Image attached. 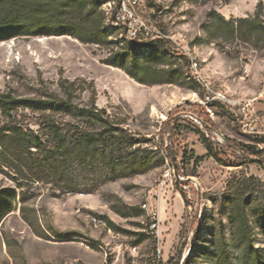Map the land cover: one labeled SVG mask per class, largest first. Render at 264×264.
Wrapping results in <instances>:
<instances>
[{
	"label": "rangeland",
	"instance_id": "obj_1",
	"mask_svg": "<svg viewBox=\"0 0 264 264\" xmlns=\"http://www.w3.org/2000/svg\"><path fill=\"white\" fill-rule=\"evenodd\" d=\"M120 2L117 25V0L100 6L109 38L98 46L52 35L76 34L67 15L56 26L40 16L23 25L22 0H0V17L18 14L16 30L0 31V94L38 99L60 95L61 79L77 82L75 104L88 105L94 90L98 109L147 140L128 148L136 162L101 184L95 169L75 166L71 178L20 173L7 153L0 264H264V137L263 153L250 157L246 146L256 140L242 125L250 115L239 111L253 100L249 113L264 129V0ZM254 18L258 30L247 22ZM158 39L165 49L148 48ZM129 49L176 84L142 85L102 64ZM45 116L74 122L18 109L12 124L40 135ZM12 121L0 112L1 127Z\"/></svg>",
	"mask_w": 264,
	"mask_h": 264
},
{
	"label": "trees",
	"instance_id": "obj_2",
	"mask_svg": "<svg viewBox=\"0 0 264 264\" xmlns=\"http://www.w3.org/2000/svg\"><path fill=\"white\" fill-rule=\"evenodd\" d=\"M108 2L110 0L99 2L22 0L25 7L23 10L28 13L27 19H20L17 23L29 25L36 21V19L32 20L34 17L40 16L44 21H50L56 26L59 24L56 20L67 15L70 18L69 28L76 31V34L55 32L56 34L52 35H67L80 43L100 46L108 43L109 35L104 31L105 17L99 8ZM120 9L121 2L117 0L110 22H116V13ZM14 11L9 16L0 17V31L9 32L17 29L18 26L13 19L16 20L18 14ZM247 22L253 26L254 30L260 28L256 18ZM150 45L148 48L151 49L166 48V42L162 39L154 40ZM147 59L148 56H138L129 49L104 60L102 64L122 70L142 85L176 84L171 80L169 72H157L146 68ZM184 60L188 62L186 58ZM143 77H149V80ZM79 83L86 82L80 81ZM58 87L60 95L53 93L48 97L38 99H17L9 94H0V112L9 121L13 120L12 113L18 109H30L42 114H58L74 120L73 123H58L45 116L40 124L43 131L40 135L30 129L23 130L13 125V121L0 126V162L8 161L7 153H12L15 162L19 165L16 169L20 173H22L21 169L24 172L26 169L27 173L37 178L44 174H52L55 178L60 176V179L65 175L71 178L70 174L74 166L84 171L95 169V175L99 178L96 179L98 181L96 183L99 184L116 178L114 173L120 166L127 163L130 167L131 163L136 162V158L132 157L134 153H129L127 150L134 143H146L147 140L133 138L123 124L107 114L106 110L98 109L95 105L94 90L90 103L86 106H79L73 102L75 91H83L77 82L71 83L61 79ZM202 144L208 155L216 156L207 139H203ZM246 152L254 156L261 154L253 147H246ZM59 161L62 162L61 165ZM245 225L243 224L241 229H245Z\"/></svg>",
	"mask_w": 264,
	"mask_h": 264
},
{
	"label": "built area",
	"instance_id": "obj_3",
	"mask_svg": "<svg viewBox=\"0 0 264 264\" xmlns=\"http://www.w3.org/2000/svg\"><path fill=\"white\" fill-rule=\"evenodd\" d=\"M115 24L117 25V23H115ZM195 66L196 65L194 64V67ZM252 103H253V100L252 101H247L243 105L239 104V111H240L241 115H243V117L244 116L247 117V116L250 115L247 119L245 118L246 122L242 124L243 128L246 129L245 132H247L249 135H252V137L256 140L254 143L251 144L252 146H246V147H253L257 152L259 151L262 154L263 151L260 149V144L259 143H260L261 138L264 137V129L263 130H259L257 128V125H256V121L257 120L254 118L255 114H253V113L250 114L249 113ZM195 122L201 125L200 119L195 118ZM214 136L216 137L217 140H219V141H221V142H223L225 144L223 136L219 135L218 133H215ZM212 141H214V139H212ZM234 152L236 154H243V149L240 148V147H236V148H234ZM252 156L256 157L254 155H251L250 157H252ZM153 228H155V225L153 226Z\"/></svg>",
	"mask_w": 264,
	"mask_h": 264
}]
</instances>
